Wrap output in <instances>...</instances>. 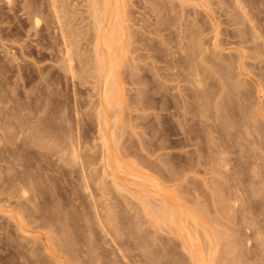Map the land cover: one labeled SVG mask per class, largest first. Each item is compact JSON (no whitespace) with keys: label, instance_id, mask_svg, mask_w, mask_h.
Masks as SVG:
<instances>
[{"label":"rangeland","instance_id":"1","mask_svg":"<svg viewBox=\"0 0 264 264\" xmlns=\"http://www.w3.org/2000/svg\"><path fill=\"white\" fill-rule=\"evenodd\" d=\"M50 1L0 0V117L5 120L0 118V133L7 122L3 107L19 109L10 119V130L18 133H4L5 140L0 139V146L5 145L0 147V179L8 182L0 180V189L5 188L0 190V264H73L71 253L77 252L99 264H112L115 258L122 264H264V0H197L198 7L196 0H119L113 7L120 15L126 12L119 19L128 29L117 43L123 49L117 53L115 48L114 59L121 63H115L112 80L114 92L119 90L107 111L101 107L103 79L95 69L98 26L92 0H59L63 24L52 17ZM238 3L253 21L243 19ZM32 5L43 13L29 14ZM32 17L39 18L38 27ZM251 22L261 39L254 38ZM66 45L75 73L65 66ZM196 71L198 79H206L203 85L197 83ZM202 89L208 93L201 105L207 115L198 119L188 111L202 108L191 97ZM99 110L107 112L104 131L114 152H109V165L102 157L107 154L101 145ZM21 121L25 127L20 129ZM3 156L9 161H1ZM13 174L31 181L24 185L28 195L20 192L24 183L16 180V187L12 185ZM1 183L11 184L10 192ZM170 215L185 222L179 223L185 231L172 224L178 221ZM179 232L193 234L190 238L199 242L191 243ZM68 242L75 246L68 247Z\"/></svg>","mask_w":264,"mask_h":264},{"label":"bare ground","instance_id":"2","mask_svg":"<svg viewBox=\"0 0 264 264\" xmlns=\"http://www.w3.org/2000/svg\"><path fill=\"white\" fill-rule=\"evenodd\" d=\"M17 1V0H16ZM34 1V0H33ZM47 1V0H46ZM86 1V0H85ZM100 1H102L101 3H100ZM119 0H92V3H93V5H92V7L91 8H93V10H94V12L96 13V23L97 24H95V25H97L98 26V30H96V31H98V38H96V46H95V48H96V56L98 57L97 58V60H96V62H98L97 64H96V66L98 65V67H96L95 69L97 70V73H98V75L103 79V81H102V87H101V107H103V110H105L106 108L108 109V107L109 106H111V104H113V101L115 100V97H116V95H115V92H117L118 90H115V92H114V87H113V83H114V81L112 80V78H113V75H114V72L115 71H117V70H115V67H117L116 66V64L115 63H117L118 62V60L120 61V59H118L117 58V56H118V50H119V48H121L120 46L122 45L121 44V42H120V45H119V48H118V45H117V43H119V41H121L124 37L123 36H125L126 37V33L124 32V31H126L127 29H128V26L126 27V25L123 23V24H121L120 23V16H121V20H122V16H123V14L125 13L126 14V12L124 11L123 12V14L122 15H120V13H121V11H120V13H119V10L117 9V6L115 5V7H113V5L115 4V3H117ZM121 1V0H120ZM120 1H119V3H120ZM221 1V0H220ZM235 1V0H234ZM7 2L8 3H12V0H7ZM48 2H49V0H48ZM60 1L59 0H51L50 1V3H47V5L49 6H51V8H52V11L51 12H53V14H52V17L54 16L55 17V19L54 20H57V23H61V24H63V22H65V20H64V16H62V14H65L64 13V11H63V8H64V6L62 7V5L59 3ZM122 3H124L125 1L123 0V1H121ZM190 2V1H189ZM188 2V3H189ZM195 2L197 3L198 1L196 0V1H193V3H194V5H195ZM237 2H239V1H237ZM249 2V1H248ZM42 3V2H41ZM90 3V2H89ZM119 3H117V4H119ZM185 3H187V2H185ZM193 3H189V4H193ZM44 4H46V3H44ZM188 4V5H189ZM199 4H200V2H199ZM201 4H202V2H201ZM28 5V4H27ZM34 5V4H33ZM33 5L30 7V9L33 7ZM47 5H45L44 7H46ZM203 5V4H202ZM208 5V4H207ZM212 5V4H211ZM232 5V4H231ZM62 8H61V7ZM120 6H121V8L123 7L121 4H120ZM119 6V7H120ZM195 6H197L198 7V5H195ZM204 6V5H203ZM238 9H239V11L241 10V12H242V16H244L245 18H243V19H246V20H249V21H253V19L251 20V15L246 11V8H243L242 6H241V4H239L238 3ZM40 7H42V6H40ZM43 7V8H44ZM118 7V8H119ZM205 7V6H204ZM210 7V6H209ZM234 7V6H233ZM28 8V7H27ZM51 8H48L47 7V11H49V13H51L50 12V9ZM235 8V7H234ZM49 9V10H48ZM125 9V8H124ZM196 9V8H195ZM256 9V8H255ZM29 10V9H28ZM41 8H36V7H33V9L32 10H30L29 11V14H33L34 16L37 14V13H40L41 12ZM65 10V9H64ZM44 11V10H43ZM43 11L41 12V14L43 13ZM68 11V10H67ZM66 11V12H67ZM212 12V11H211ZM184 13V12H183ZM239 13V12H238ZM10 14V13H9ZM27 15H28V12L26 13ZM37 15H39V14H37ZM50 16V18H51V15H49ZM190 16V15H189ZM240 16V15H239ZM241 16V17H242ZM53 17V18H54ZM67 17V16H66ZM65 17V18H66ZM94 17V18H95ZM123 17H125V15L123 16ZM167 17V16H166ZM261 17V16H260ZM32 18H34V17H32ZM52 18V19H53ZM203 18V17H202ZM239 18V17H238ZM253 18V17H252ZM10 19V18H9ZM29 19H30V17H29ZM35 19V22H34V24H35V27H38L39 25H40V20H39V18H34ZM41 19V18H40ZM43 19V18H42ZM52 19H50V20H52ZM54 20H52V22L54 21ZM64 20V21H63ZM171 20V19H170ZM169 20V21H170ZM42 21V20H41ZM95 21V20H94ZM236 21V20H235ZM249 21H247V22H249ZM49 22V21H48ZM92 22V21H91ZM123 22V21H122ZM206 22V21H205ZM50 23H51V21H50ZM54 23H55V21H54ZM95 23V22H94ZM243 23V22H242ZM250 23V22H249ZM253 22H251V30H252V32H254V33H256V34H254L253 33V36H254V38L257 40V39H261L262 37H260L259 35L260 34H257V29H256V27L257 26H255L254 24H252ZM22 24V23H21ZM66 24V23H65ZM238 24H239V22H238ZM53 25V23H51V26ZM54 25H56V24H54ZM124 25H125V27H126V29L124 28ZM172 25V24H171ZM210 25V24H209ZM197 27V26H196ZM200 27V26H199ZM49 28H50V26H49ZM124 28V29H123ZM258 28V27H257ZM30 29V28H29ZM72 29V28H71ZM93 29V28H92ZM130 29V28H129ZM165 29H166V27H165ZM28 30V29H27ZM51 30V29H50ZM59 30V29H58ZM124 30V31H123ZM38 31V30H37ZM65 31V30H64ZM64 31L62 32L63 33V36L65 37L66 35V33H64ZM92 31V30H91ZM221 31V30H220ZM128 33V32H127ZM221 33V32H220ZM44 34V33H43ZM41 35V34H40ZM95 35V34H94ZM128 35V34H127ZM216 35H217V33H216ZM48 37V36H47ZM74 37V36H73ZM95 37V36H94ZM222 37V36H221ZM63 38V37H62ZM131 38H132V36H131ZM217 39V41L219 40L218 39V37H216ZM53 39V38H52ZM65 38H63V40H64ZM134 39V38H133ZM171 39V38H170ZM62 40V39H61ZM95 40V39H94ZM126 40V39H125ZM262 40H264L263 38H262ZM65 41H66V43H67V40L65 39ZM176 41V40H175ZM198 42H199V40H197ZM43 42V41H42ZM51 42V41H50ZM124 42V41H123ZM219 42V41H218ZM223 42V41H222ZM264 42V41H263ZM262 41H261V43H263ZM65 43V44H66ZM126 43V42H125ZM125 43H124V46H125ZM220 44H221V42H220ZM223 44V43H222ZM116 45H117V48H116ZM154 45V44H153ZM186 45V44H185ZM225 45V44H224ZM51 46V45H50ZM123 46V47H124ZM216 46V45H215ZM222 46V45H221ZM258 46V45H257ZM262 46V45H261ZM43 47V46H42ZM41 47V48H42ZM131 47V46H130ZM165 47V46H164ZM187 47V46H186ZM217 47H220V45L219 46H217ZM217 47H216V49H217ZM66 52L64 53L66 56H67V65H65V66H67L68 68L67 69H69L68 71L69 72H74V70H75V68H74V64H73V57H72V52H71V48L69 47V45H66ZM115 48H116V54L115 55H117V56H115L116 58H117V61L114 59V53H115ZM151 48V47H150ZM121 49H123V48H121ZM131 49V48H130ZM169 49H171V48H169ZM173 49V48H172ZM188 49H190V48H188ZM261 49H262V47H261ZM132 50V49H131ZM233 50V49H232ZM120 51V50H119ZM126 51V50H125ZM219 51V50H218ZM222 51V50H221ZM44 52V51H43ZM123 52V50L121 51V53ZM167 52V51H166ZM196 52V51H195ZM194 52V53H195ZM223 52V51H222ZM39 53V52H38ZM63 53V52H62ZM124 53V52H123ZM190 53V52H189ZM198 53V52H197ZM217 53V52H216ZM219 53V52H218ZM53 54V53H52ZM168 54V53H167ZM231 54V53H230ZM155 55V54H154ZM170 55V54H169ZM188 55V54H187ZM197 55H199V54H197ZM196 55V56H197ZM210 55V54H209ZM212 55V54H211ZM229 55V54H228ZM231 55H233V54H231ZM120 56V55H119ZM127 56H128V54H127ZM149 56H151V55H149ZM192 56V55H191ZM238 56V55H237ZM174 57V56H173ZM221 57V56H220ZM223 57V56H222ZM232 57V56H231ZM119 58H121V56L119 57ZM195 58V57H194ZM237 58V57H236ZM124 59V58H123ZM215 59V58H214ZM129 60H131V59H129ZM172 60V59H171ZM187 60V59H186ZM220 60V59H219ZM245 60V59H244ZM170 61V60H169ZM180 61H181V59H180ZM183 61V60H182ZM199 61V60H198ZM212 61V60H211ZM126 62V61H125ZM128 62V61H127ZM184 62V61H183ZM76 63V62H75ZM120 63L121 62H118L117 63V65L119 64L120 65ZM130 63V62H129ZM188 64H189V62H187ZM213 63V62H212ZM186 64V63H185ZM201 64V63H200ZM233 64V63H232ZM181 65V64H180ZM179 65V66H180ZM35 66V65H34ZM140 66V65H139ZM189 66V65H188ZM53 67V66H52ZM93 67V66H92ZM120 67V66H119ZM191 67V66H190ZM26 68V67H25ZM220 68V67H219ZM222 68V67H221ZM242 68V67H241ZM66 69V68H65ZM133 69V68H132ZM172 69V68H171ZM190 69V68H189ZM223 69V68H222ZM9 70V69H8ZM96 70H94V71H96ZM134 70V69H133ZM230 70V69H229ZM59 71H60V69H59ZM93 71V72H94ZM180 71V70H179ZM183 71V70H182ZM193 71V70H192ZM224 71V70H223ZM235 71V70H234ZM78 72V71H77ZM122 72H123V70H122ZM131 72V71H130ZM33 73V72H32ZM75 73V72H74ZM96 73V72H95ZM189 73V72H188ZM192 74V73H191ZM194 74V73H193ZM13 75V74H12ZM93 75H95V74H93ZM97 75V74H96ZM95 75V76H96ZM118 75V74H117ZM116 74H115V76H117ZM123 75H124V73H123ZM134 75V74H133ZM196 77L195 78H197L198 76H199V72L198 71H196V73L194 74ZM206 75V74H205ZM223 75V74H222ZM59 76V75H58ZM99 76H97V77H99ZM137 76V75H136ZM171 76V75H170ZM178 76V75H177ZM193 76V75H192ZM203 76V75H202ZM1 77V76H0ZM133 77H135V76H133ZM145 77V76H144ZM172 77V76H171ZM203 78V77H202ZM205 78V77H204ZM97 79V78H96ZM100 79V78H99ZM135 79V78H134ZM186 79V78H185ZM191 79V78H190ZM44 80V79H43ZM125 80V79H124ZM129 80V79H128ZM137 80V79H136ZM156 80V79H155ZM159 80V79H158ZM196 79H194L193 80V82L195 81ZM206 80V79H205ZM205 80H202V79H198L197 78V83H199V85H203V82L205 81ZM113 81V82H112ZM133 81V80H132ZM138 81V80H137ZM160 81V80H159ZM203 81V82H202ZM47 82V81H46ZM116 82V81H115ZM98 83V82H97ZM117 83H119V82H117ZM117 83H116V88H117ZM210 83V82H209ZM121 84V83H120ZM119 84V85H120ZM118 85V86H119ZM195 85H196V82H195ZM230 85V84H229ZM40 86V85H39ZM96 86H98V85H96ZM122 86H124V85H122ZM121 85L119 86V88L120 87H122ZM165 86V85H164ZM235 86V87H234ZM233 87H234V89L236 88V87H238V86H236V85H234ZM43 87V86H42ZM169 87V86H168ZM188 87H189V85H188ZM187 87V88H188ZM191 87V86H190ZM204 87V86H203ZM219 87H220V85H219ZM228 87H231V86H228ZM245 87V86H244ZM137 88V87H136ZM164 88V87H163ZM185 88V87H184ZM239 88V87H238ZM238 88H236V90L238 89ZM24 89V88H23ZM198 89V88H197ZM230 89V88H229ZM228 89V90H229ZM243 89V88H242ZM42 90V89H41ZM161 90V89H160ZM191 90H192V88H191ZM204 89H202V91H200V92H197V94L195 95V96H191L190 94V96L192 97V98H194V99H196L197 100V102H199L200 104V106L201 105H204L205 103H204V101L206 102V100H207V96H205V94H208V93H204L205 92V90L203 91ZM29 91V90H28ZM43 91V90H42ZM120 91H121V89H120ZM143 91V90H142ZM149 91V90H148ZM165 91V90H164ZM188 91V90H187ZM197 91V90H196ZM38 92V91H37ZM45 92V91H44ZM159 92V91H158ZM165 92H167V91H165ZM224 92V91H223ZM173 93V92H172ZM218 93V92H217ZM232 93V92H231ZM0 94H2V93H0ZM38 94V93H37ZM171 94V93H170ZM186 94V93H185ZM193 94H194V92H193ZM235 94V93H234ZM6 95V94H5ZM40 95V94H39ZM169 95V94H168ZM188 95V98H191L190 96ZM210 95V94H209ZM208 95V96H209ZM12 96V95H11ZM122 96V95H121ZM222 96V95H221ZM228 96V95H227ZM233 96V95H232ZM29 97V96H28ZM187 97V96H186ZM224 97V96H223ZM7 98V97H6ZM18 98H20V97H18ZM37 98V97H36ZM167 98V97H166ZM222 98V97H221ZM2 99V98H1ZM62 99V98H61ZM186 99V98H185ZM4 99H2V101H3ZM21 100H22V98H21ZM36 100V99H35ZM39 100V99H38ZM44 100V99H43ZM169 100V99H168ZM178 100V99H177ZM196 100H195V102H196ZM42 101V100H41ZM99 101V100H98ZM165 101V100H164ZM194 101V100H193ZM4 102V101H3ZM134 102V101H133ZM151 102V101H150ZM181 102V101H180ZM210 102V101H209ZM212 102H214V101H212ZM235 102V101H234ZM17 103H19V102H17ZM41 103V102H40ZM45 103V102H44ZM141 103V102H140ZM155 103V102H154ZM39 104V103H38ZM117 104V103H116ZM207 104H208V102H207ZM213 104V103H212ZM35 105V104H34ZM198 105V107H200ZM209 105V104H208ZM223 105V104H222ZM7 106V105H6ZM16 105H12V106H7V108H4L3 107V110H4V118H6V121L7 122H5L4 124H9L8 126H6V125H4V126H2L5 130H3V131H5L4 133H7V134H11L12 132L13 133H15V135H16V133H18V132H15V131H12V130H10V129H12V124H13V122H11V120L10 119H12L13 117H15V116H18L17 114H19L17 111L19 110H17V106L15 107ZM45 106V105H44ZM64 106H65V104H64ZM114 106V105H113ZM123 106H125V105H123ZM177 106V105H176ZM46 107V106H45ZM101 107H100V109H101ZM119 107V106H118ZM143 107V106H142ZM166 107V106H165ZM202 107V106H201ZM205 107V106H204ZM225 107V106H224ZM2 108V107H1ZM20 108V107H19ZM23 108V107H22ZM125 108V107H124ZM193 108V107H192ZM194 108H196V107H194ZM30 109V108H29ZM113 109V108H112ZM112 109H111V111H112ZM212 109V108H211ZM216 109H217V106H216ZM17 110V111H16ZM42 110V109H41ZM44 110V109H43ZM189 110V109H188ZM193 110V111H192ZM192 110H190V111H188L189 113H192L193 114V117L195 116H198V119L201 117H203L204 115L203 114H206V112H205V108L203 109V107L200 109V108H198V109H195V110H197V111H195L194 109H192ZM213 110V109H212ZM262 110V109H261ZM100 111V110H99ZM105 111H107V110H105ZM186 112L184 113V117L186 116L187 117V115L186 114H188L187 113V110H185ZM206 111H208V110H206ZM218 111V110H217ZM226 111V110H225ZM43 112V111H42ZM177 112V111H176ZM196 112V113H195ZM2 113V112H1ZM219 113V112H218ZM104 114L105 115H107V112L106 113H103V111H100L99 113H98V119H99V122H100V131H101V136H100V138H101V140H102V144L101 145H103V147H101V148H103V150L105 149V151H106V154L107 155H105L104 154V156H102V157H104L103 158V161H107V164L109 165L110 164V154L112 153H114V152H112L113 150H111V148H110V141H109V137L106 135V133H105V131H104V125H105V123L108 121H105L106 119H104ZM191 114V115H192ZM198 114V115H197ZM78 115V114H77ZM115 115V114H114ZM173 115V114H172ZM203 115V116H202ZM207 115V114H206ZM209 115V114H208ZM44 116V115H43ZM231 116V115H230ZM1 117H3V116H1ZM0 117V118H1ZM22 117V116H21ZM20 117V118H21ZM41 117V116H40ZM39 117V119L41 120L40 122H42V118H40ZM107 117V116H106ZM173 117V116H172ZM185 117V119L186 120H188V118H186ZM193 117H191L190 116V118L192 119ZM19 118V119H20ZM25 118V117H24ZM36 118V117H35ZM205 118V117H204ZM209 118V117H208ZM1 119H3V118H1ZM0 119V120H1ZM13 119H15V118H13ZM12 119V120H13ZM18 119V118H17ZM16 119V120H17ZM203 119V118H202ZM22 120V119H21ZM32 120V119H31ZM114 120V119H113ZM194 120V119H193ZM197 120V119H196ZM208 120V119H207ZM226 120V119H225ZM5 120L3 119V122H4ZM44 121V120H43ZM201 121V120H200ZM234 121V120H233ZM22 122V123H21ZM21 122H18V124H19V126H21V127H19L20 129L22 128V127H25V125L24 126H22L23 125V123H24V121H21ZM29 122H30V120H29ZM32 122V121H31ZM196 122V121H195ZM17 123V122H16ZM197 123H198V121H197ZM205 123V122H204ZM227 123V122H226ZM1 124V123H0ZM3 124V123H2ZM15 124V123H14ZM29 124V123H28ZM39 124V123H38ZM186 124V123H185ZM220 124V123H219ZM230 124H232V123H230ZM6 126V127H5ZM31 126H33V125H31ZM231 126V125H230ZM26 127H27V125H26ZM188 127V126H187ZM204 127H205V125H204ZM219 127V126H218ZM217 127V128H218ZM224 127H226V126H224ZM259 127V126H258ZM257 127V128H258ZM16 128V127H15ZM14 128V129H15ZM18 128V127H17ZM17 129V130H20V129ZM34 128H35V125H34ZM181 128H183V127H181ZM207 128H208V126H207ZM220 128H222V127H220ZM27 129V128H26ZM25 129V130H26ZM29 129H32V128H29ZM67 129H69V128H67ZM210 129V128H209ZM233 129V128H232ZM231 129V130H232ZM28 130V129H27ZM38 130V129H37ZM108 130V129H107ZM111 130V129H110ZM113 130V129H112ZM218 130V129H217ZM220 130V129H219ZM259 130V129H258ZM261 130V129H260ZM36 131V130H35ZM50 131V130H49ZM190 131V130H189ZM203 131V130H202ZM207 131H209V130H207ZM233 131V130H232ZM25 132V131H24ZM40 132H41V129H40ZM46 132V131H45ZM52 132V131H51ZM107 132V131H106ZM110 132V131H109ZM187 132V131H186ZM212 132H213V130H212ZM222 132V131H221ZM3 132L1 131V133L0 134H2ZM4 133H3V137H0V139L2 138H4L3 140H5V136H4ZM38 133H39V131H38ZM37 133V134H38ZM113 133V132H112ZM180 133V132H179ZM190 133V135H191V132H188V134ZM193 133V132H192ZM226 133V132H225ZM259 133V132H258ZM20 135H21V133H19ZM24 134V133H23ZM22 134V135H23ZM41 134V133H40ZM46 134V133H45ZM44 134V135H45ZM49 134H51V133H49ZM109 134V133H108ZM114 134V133H113ZM117 134H119V133H117ZM211 134H213V133H211ZM210 134V135H211ZM217 134V133H216ZM216 134H214V135H216ZM14 135V134H13ZM19 135V136H20ZM42 135V134H41ZM41 135L39 136V137H41ZM208 135V134H207ZM210 135H209V137H210ZM7 136V135H6ZM38 136V135H37ZM56 136V135H55ZM60 136V135H59ZM189 136V135H188ZM218 136V135H217ZM222 136V135H221ZM235 136V135H234ZM8 137H9V135H8ZM16 137H18V134H17V136ZM16 137H14V138H16ZM22 137V136H21ZM33 137V136H32ZM31 137V138H32ZM43 137V136H42ZM190 137H192V136H190ZM219 137V136H218ZM30 138V139H31ZM36 138V137H35ZM38 138V137H37ZM188 138V137H187ZM213 138V137H212ZM10 139V138H9ZM26 139V138H25ZM34 139V138H33ZM41 139V138H40ZM43 139V138H42ZM41 139V140H42ZM46 139V138H45ZM180 139V138H179ZM191 139V138H190ZM192 139H193V137H192ZM198 139H199V137H198ZM223 139V138H222ZM235 139V138H234ZM3 140H1V141H3ZM53 140V139H52ZM71 140V139H70ZM13 141V140H12ZM33 141V140H32ZM35 141V140H34ZM74 141H75V139H74ZM73 141V142H74ZM111 141H113V139L111 140ZM199 141V140H198ZM214 141V140H213ZM253 141V140H252ZM36 142V141H35ZM71 142V141H70ZM72 142V143H73ZM191 142V141H190ZM193 142V141H192ZM196 142H197V140H196ZM217 142V141H216ZM220 142V141H219ZM228 142V141H227ZM230 142V141H229ZM1 143V142H0ZM112 143V142H111ZM125 143V142H124ZM195 143V142H194ZM259 143H260V139H259ZM21 144V143H20ZM39 144V143H38ZM52 144V143H51ZM54 144H55V142H54ZM117 144V143H116ZM216 144V143H215ZM254 144V143H253ZM36 145V144H35ZM75 145V144H74ZM164 145V144H163ZM213 145V144H212ZM225 145V144H224ZM248 145V144H247ZM3 146V145H2ZM2 146H0V147H2ZM5 146V145H4ZM3 146V147H4ZM18 146V145H17ZM20 146V145H19ZM42 146V145H41ZM56 146V145H55ZM233 146V145H232ZM24 147V146H23ZM58 147V146H57ZM71 147V146H70ZM161 147V146H160ZM245 147V146H244ZM257 147V146H256ZM18 148H20V147H18ZM53 148V147H52ZM75 148V147H74ZM215 148H216V146H215ZM231 148V147H230ZM240 148V147H239ZM262 148V147H261ZM1 150V149H0ZM8 150H9V148H8ZM13 150H15V149H13ZM29 150H30V148H29ZM56 150H57V148H56ZM55 150V151H56ZM74 151L73 152H75L76 151V148L75 149H73ZM5 151H7V148H6V150ZM12 151V150H11ZM10 151V152H11ZM25 151V150H24ZM26 151H28L27 150V148H26ZM240 151V150H239ZM254 151V150H253ZM259 151V150H258ZM15 152H17V151H15ZM109 152H111L110 154H109ZM118 152H120V148H119V151ZM226 152V151H225ZM238 152V151H237ZM13 153H14V151H13ZM19 153V152H18ZM24 153H27V152H24ZM32 153V152H31ZM38 153V152H37ZM105 153V152H104ZM121 153V152H120ZM134 153V152H133ZM236 153V152H235ZM243 153V152H242ZM246 153V152H245ZM244 153V154H245ZM261 153V152H260ZM12 154V153H11ZM28 154V153H27ZM39 154V153H38ZM75 154H77L76 152H75ZM111 154V155H112ZM116 154V153H115ZM118 154V153H117ZM126 154V153H125ZM234 154V153H233ZM26 155V154H25ZM54 155V154H53ZM60 155H61V153H60ZM130 155V154H129ZM255 155V154H254ZM5 156V155H4ZM4 156L2 157V159H1V161L3 160V162L7 159H3L4 158ZM27 156V155H26ZM119 156V155H118ZM136 156V155H135ZM201 156V155H200ZM253 156V155H252ZM6 157V156H5ZM7 157H9V156H7ZM16 157V156H15ZM19 157V156H18ZM112 157H114V155L112 156ZM122 157H123V155H122ZM228 157V156H227ZM239 157V156H238ZM244 157V156H243ZM245 157H246V155H245ZM257 157V156H256ZM1 158V157H0ZM30 158H31V156H30ZM41 158V157H40ZM49 158V157H48ZM80 158V157H79ZM93 158V157H92ZM114 159V158H113ZM119 159H120V157H119ZM214 159V158H213ZM8 160V159H7ZM26 160V159H25ZM35 160V159H34ZM111 160H112V158H111ZM118 160V159H117ZM136 160V159H135ZM216 160V159H215ZM234 160H235V158H234ZM9 161V160H8ZM10 161H12V160H10ZM80 161V160H79ZM249 161V160H248ZM115 162V161H114ZM113 161H112V163H114ZM137 162H138V160H137ZM143 162V161H142ZM148 162V161H147ZM258 162V161H257ZM10 163V162H9ZM11 163H13V162H11ZM15 163V162H14ZM13 163V164H14ZM37 163V162H36ZM81 163V162H80ZM111 163V165L113 166V164ZM115 163H117V162H115ZM120 163V162H119ZM22 164V163H21ZM50 164V163H49ZM254 164V163H253ZM81 165V164H80ZM122 165V164H121ZM132 165V164H131ZM142 165V164H141ZM257 165V164H256ZM263 165V164H262ZM46 166V165H45ZM50 166V165H49ZM248 166V165H247ZM7 167H9V166H7ZM13 167V166H12ZM20 167V166H19ZM123 167H125V166H123ZM258 168H259V166H257ZM22 168V166L20 167V169ZM42 168H44V167H42ZM84 168V167H83ZM109 168L111 169V167L109 166ZM156 168V167H155ZM257 168V170H259ZM2 169V168H1ZM25 169H26V167H25ZM35 169V168H34ZM140 169V168H139ZM152 169V168H151ZM157 169V168H156ZM248 169V168H247ZM15 170V169H14ZM13 170V171H14ZM124 170V169H123ZM137 170V169H136ZM238 170V169H237ZM249 170V169H248ZM253 170H254V168H253ZM9 171H10V169H9ZM8 171V172H9ZM20 171V170H19ZM24 171V170H23ZM126 171V170H125ZM149 171V170H148ZM246 171V170H245ZM17 171H15V173H16ZM112 172V171H111ZM142 172V171H141ZM140 172V173H141ZM10 173V172H9ZM12 173V172H11ZM18 173H21V172H18ZM23 173H25L26 174V171L25 172H23ZM104 173V172H103ZM131 173L132 172H130V175H131ZM139 173V174H140ZM144 173H146L145 171H144ZM237 173V172H236ZM252 173V172H251ZM22 174V173H21ZM24 174V175H25ZM29 174V173H28ZM114 174V173H113ZM122 174V173H121ZM135 174V173H134ZM159 174V173H158ZM157 174V175H158ZM246 174V173H245ZM254 174V173H253ZM4 175V174H3ZM15 174H13L12 175V177H14V178H12L13 180H14V184H12L13 182V180L12 181H10V176L8 175V179H9V181L11 182V184L12 185H14V187H16L15 185H16V182L18 181V182H20L21 184H23V188L21 187V189H22V191H20V192H22V194H26V191H27V188L25 187L26 185V183H28V181H30L29 179H27L28 177V175L26 174L25 176L27 177L26 179L27 180H25L24 178H25V176L22 178V176H20V174H17V178L14 176ZM125 175V174H124ZM133 175V174H132ZM131 175V176H132ZM148 175V174H147ZM160 175V174H159ZM233 175V174H232ZM248 175V174H247ZM18 176H20V177H18ZM47 176V175H46ZM133 176H135V175H133ZM137 176V175H136ZM152 176H154V175H152ZM250 176V175H249ZM256 176V175H255ZM5 177V176H4ZM148 177H150V176H148ZM155 177V176H154ZM171 177V176H170ZM254 177V176H253ZM0 178H1V176H0ZM6 178H7V176H6ZM29 178H30V176H29ZM53 178V177H52ZM138 178V176L136 177V179ZM256 178V177H255ZM138 179H140V178H138ZM0 180H3V179H0ZM17 180V181H16ZM86 180V179H85ZM130 180V179H129ZM233 180V179H232ZM16 181V182H15ZM43 181V180H42ZM82 181V180H81ZM157 181V180H156ZM167 181V180H166ZM236 181V180H235ZM2 182V181H1ZM3 182L4 183H6L7 182V180H6V182L3 180ZM17 182V183H18ZM31 182V181H30ZM172 182V181H171ZM8 183V182H7ZM19 183V184H20ZM48 183V182H47ZM128 183V182H127ZM149 183V182H148ZM252 183V182H251ZM2 185H3V183H1ZM10 184V186L9 187H11L12 185ZM29 184V183H28ZM27 184V185H28ZM87 184V183H86ZM130 184V183H129ZM133 184V183H132ZM151 185H152V183H150ZM238 184V183H237ZM7 185V184H6ZM25 185V186H24ZM32 185H33V182H32ZM35 185V184H34ZM228 185V184H227ZM230 185V184H229ZM4 186V185H3ZM2 186V187H3ZM44 186V185H43ZM135 186H139V184L137 185V184H135ZM142 186V185H141ZM4 187H6V186H4ZM3 187V188H4ZM9 187H6L7 189H8V191L10 192V190L12 189V188H9ZM17 187H18V185H17ZM25 187V188H24ZM40 187V186H39ZM140 187V186H139ZM162 187H163V185H162ZM229 187V186H228ZM20 188V187H19ZM19 188H17V189H19ZM37 188V187H36ZM88 188V187H87ZM142 188V187H141ZM147 188V187H146ZM156 188V187H155ZM168 188V187H167ZM231 188V187H230ZM5 189V188H4ZM4 189H0V190H3L4 191ZM10 189V190H9ZM15 189V188H14ZM41 189V188H40ZM89 189V188H88ZM133 189V188H132ZM171 189V188H170ZM236 189H237V187H236ZM229 190V189H228ZM231 190H232V188H231ZM6 191V190H5ZM18 191V192H19ZM140 191V190H139ZM162 191V190H161ZM247 191V190H246ZM2 192V191H1ZM9 192H8V194H9ZM17 192V191H16ZM31 192V191H30ZM138 192V191H137ZM232 192V191H231ZM3 193V192H2ZM13 193H14V190H13ZM31 193H33V192H31ZM37 193V192H36ZM132 193H135V192H132ZM233 193V192H232ZM259 193V192H258ZM5 194H7V193H5ZM10 194H12V193H10ZM10 194H9V196H10ZM160 194H161V192H160ZM168 194V193H167ZM234 194H235V192H234ZM254 194V193H253ZM14 195H16V193L15 194H13V196ZM26 195H28V194H26ZM134 195H136V194H134ZM143 195V194H142ZM224 195V194H223ZM228 195H230V194H228ZM258 195H260V194H258ZM3 196V195H2ZM18 196V195H17ZM234 196V195H233ZM255 196V195H254ZM172 197V196H171ZM149 198H151L150 196H148V199ZM169 198V197H168ZM229 198V197H228ZM25 199V198H24ZM42 199V198H41ZM94 199V198H93ZM163 199H164V196H163ZM167 199V198H166ZM165 199V200H166ZM257 199V198H256ZM6 200V199H5ZM38 200V199H37ZM46 200V199H45ZM152 200H153V198H152ZM155 200V199H154ZM232 200V199H231ZM7 201V200H6ZM92 201V200H91ZM147 201V200H146ZM145 200L143 201V202H146ZM159 201V200H158ZM234 201V200H233ZM257 201V200H256ZM264 201V200H263ZM20 201L18 200V203H19ZM32 202V201H31ZM30 202V203H31ZM156 202V201H155ZM223 202V201H222ZM231 202V201H230ZM253 202V201H252ZM12 204V202H10V205ZM46 204V203H45ZM154 204V203H153ZM157 204V203H156ZM225 204V203H224ZM29 205V204H28ZM92 205V204H91ZM168 205V204H167ZM226 205H227V203H226ZM24 206V205H23ZM33 206H34V204H33ZM60 206V205H59ZM155 206V205H154ZM189 206V205H188ZM5 207V206H4ZM25 207V206H24ZM31 207V206H30ZM94 207V206H93ZM149 207H151L150 205H149ZM156 207V206H155ZM164 207H165V205H164ZM227 207H229L228 205H227ZM230 207H231V205H230ZM95 208V207H94ZM147 208V207H146ZM152 208V207H151ZM150 208V209H151ZM157 208V207H156ZM97 209V208H96ZM159 209H160V207H159ZM244 209V208H243ZM257 209V208H256ZM29 210V209H28ZM98 210V209H97ZM147 210H149V209H147ZM154 210V209H153ZM171 210V209H170ZM231 210V209H230ZM233 210V209H232ZM234 210H235V208H234ZM17 211V210H16ZM61 211V210H60ZM157 211H159L158 209H157ZM172 211V213H174L173 212V210H171ZM247 211V210H246ZM38 212V211H37ZM70 212V211H69ZM96 212V211H95ZM94 212V213H95ZM99 212V211H98ZM166 213H167V211H165ZM164 212V213H165ZM30 213V212H29ZM59 213V212H58ZM97 213V212H96ZM150 213V212H149ZM168 213H170V212H168ZM167 213V214H168ZM171 213V214H172ZM176 213V212H175ZM174 213V215H176ZM68 214V213H67ZM8 215V214H7ZM13 215V214H12ZM29 215V214H28ZM31 215V214H30ZM37 215V214H36ZM42 215V214H41ZM52 215V214H51ZM71 215V214H70ZM174 215H170L171 216V218L172 217H176L177 215H179V214H177L176 216H174ZM8 216H10V215H8ZM59 216V215H58ZM165 216V215H164ZM168 216V215H167ZM39 217V216H38ZM54 217H56V216H54ZM66 217H67V215H66ZM161 217V216H160ZM159 217V218H160ZM181 218H183L182 216H180ZM10 218H11V216H10ZM20 218V217H19ZM65 218V217H64ZM166 218H168V217H166ZM166 218L164 217V219L166 220ZM254 218V217H253ZM5 219V218H4ZM12 219H13V217H12ZM38 219V218H37ZM37 219H35V221L37 220ZM97 219H98V217H97ZM169 219V218H168ZM173 219V218H172ZM177 219H179V217H176L175 218V220L176 221H178ZM18 220H21V218L20 219H18ZM28 220V219H27ZM162 220H163V218H162ZM179 220H181L182 221V219H179ZM253 220V219H252ZM251 220V221H252ZM64 221H66V219H64ZM71 221V220H70ZM159 221H160V219H159ZM168 221V220H167ZM173 221V220H172ZM191 221V220H190ZM190 221H186V222H190ZM62 222V221H61ZM170 222V221H169ZM57 223V222H56ZM63 223V222H62ZM102 223V222H101ZM153 223V222H152ZM177 223H178V225H179V223H184L185 224V222H176V224L175 223H172L175 227H177L178 225H177ZM200 223V222H199ZM18 224H21V223H19L18 222ZM17 224V225H18ZM64 224V223H63ZM67 224V223H66ZM167 224V223H166ZM184 224H182V226L184 225ZM16 225V226H17ZM187 225V224H186ZM191 225V224H190ZM201 225V224H200ZM253 225V224H252ZM15 226V225H14ZM61 226V225H60ZM181 228H182V226H181V224L179 225ZM185 226V225H184ZM192 226H193V224H192ZM191 226V227H192ZM256 226V225H255ZM180 227H177V228H179L180 229ZM190 227V228H191ZM211 227V226H210ZM3 228V227H2ZM18 228H21V226L20 227H18ZM31 228V227H30ZM102 228V227H101ZM199 228V227H198ZM15 229V228H14ZM184 229V231H185V228L183 227L182 228V230ZM212 229V228H211ZM215 229V228H214ZM213 229V230H214ZM7 230V229H6ZM21 230L23 231V229L21 228ZM181 230V229H180ZM179 230V231H180ZM208 230V229H207ZM254 230V229H253ZM20 231V230H19ZM21 231V232H22ZM60 231V230H59ZM118 231V230H117ZM7 232V231H6ZM6 232H4V233H6ZM24 232V231H23ZM61 232V231H60ZM73 232V231H72ZM260 232V231H259ZM113 233V232H112ZM179 233H181V232H179ZM183 233V236L184 237H187L188 239H191V243L193 242L192 241V239L193 238H190L191 237V235L193 236V234H191V235H189L190 237H188V234H187V236H185L184 235V232H182ZM181 233V234H182ZM203 233V232H202ZM217 233V232H216ZM256 233V232H255ZM263 233V232H262ZM186 234V233H185ZM198 234V233H197ZM21 235V234H20ZM30 235V234H29ZM201 235V234H200ZM67 236V235H66ZM68 236H69V234H68ZM109 236V235H108ZM124 236V235H123ZM260 236V235H259ZM70 237V236H69ZM195 237V236H194ZM213 237V236H212ZM263 237V236H262ZM77 238V237H76ZM85 238V237H84ZM197 238V237H196ZM195 238V239H196ZM200 238V237H199ZM199 238H198V240H199ZM259 238V237H258ZM12 239H14V238H12ZM21 239V238H20ZM25 239H27V238H25ZM75 239V238H74ZM109 239V238H108ZM119 239V238H118ZM188 239H185L186 241H188ZM195 239H193V240H195ZM207 239H208V237H207ZM8 240V239H7ZM23 240V239H22ZM64 240V239H63ZM106 240V239H105ZM122 240V239H121ZM216 240V239H215ZM66 241V240H65ZM88 241V240H87ZM185 241V242H186ZM195 241H197V239L195 240ZM209 241V240H208ZM4 242V241H3ZM16 242V241H15ZM60 242H61V240H60ZM71 242V241H70ZM70 242H68V244H70V246L68 245V247H70V248H73V246H75V244L74 243H72V244H74L73 246H72V244L70 243ZM199 241H197V243H198ZM204 242V241H203ZM206 242V241H205ZM204 242V244L206 245V243ZM7 243V242H6ZM119 243V242H118ZM128 243V242H127ZM184 243V242H183ZM189 243H190V241H189ZM196 243V244H197ZM216 243H217V241H216ZM43 244V243H42ZM108 244V243H107ZM201 244V243H200ZM200 244H197V245H200ZM208 244H209V242H208ZM218 244V243H217ZM258 244V243H257ZM2 245V244H1ZM16 245V244H15ZM23 245V244H22ZM25 245H26V243H25ZM28 245V244H27ZM60 245V244H59ZM128 245V244H127ZM193 244H191L190 246H192ZM211 245V244H210ZM24 246V245H23ZM40 246V245H39ZM64 246V245H63ZM117 246V245H116ZM181 246V245H180ZM194 246V245H193ZM202 246V245H201ZM207 246V245H206ZM206 246H205V249H207L206 248ZM18 247V246H17ZM28 247V246H27ZM26 247V248H27ZM122 247V246H121ZM187 247V246H186ZM204 247V246H203ZM207 247H209V245L207 246ZM263 247V246H262ZM66 248V247H65ZM105 248V247H104ZM190 249H191V247H189ZM188 248V249H189ZM194 248V247H193ZM198 248H199V246H198ZM212 248V247H211ZM22 249V248H21ZM195 249V248H194ZM213 249V248H212ZM211 249V250H212ZM8 250V249H7ZM37 250V249H36ZM36 250H35V252H36ZM61 250V249H60ZM71 250V249H70ZM75 250V249H74ZM109 250V249H108ZM199 250H200V248H199ZM198 250V251H199ZM203 251H204V249H202ZM216 251H218L217 249H215ZM26 251V250H25ZM66 251V250H65ZM72 252H73V250H71ZM70 251V252H71ZM77 251V250H76ZM79 251V250H78ZM192 251H194V250H192ZM191 251V252H192ZM213 251V250H212ZM68 252H69V249H68ZM206 252V251H205ZM122 253V252H121ZM204 253V252H203ZM209 253H212V252H210L209 251ZM217 253V252H216ZM215 253V255H217ZM69 254V253H68ZM191 254V253H190ZM193 254V253H192ZM206 254V253H205ZM205 254H204V256H205ZM36 255V254H35ZM93 255V254H92ZM114 255V254H113ZM116 255V254H115ZM121 255H123V253L121 254ZM192 256H194L195 257V255H192ZM196 256L197 257H201V261L203 260V255H202V253H201V251L200 252H197V250H196ZM207 256V255H206ZM113 257V256H112ZM124 257H126V256H122V258L121 259H123ZM137 257V256H136ZM196 257V258H197ZM218 257V256H217ZM220 257V256H219ZM98 258V257H97ZM96 258V259H97ZM115 258V257H114ZM209 258V257H208ZM42 259H43V257H42ZM70 259L73 261H71L73 264H74V262H75V264H78L77 262H80V264H99L96 260H94V259H91L90 257L89 258H85V256L84 255H82L80 252H77L76 254L75 253H71V257H70ZM70 259H69V261H70ZM102 259V258H101ZM106 259V258H105ZM206 259H207V257H206ZM33 260V259H32ZM45 260V259H44ZM63 260V259H62ZM67 260V259H66ZM66 260H65V262H66ZM98 260V259H97ZM100 260V259H99ZM10 261H12V260H10ZM22 261V260H21ZM37 261V260H36ZM48 261V260H47ZM58 261V260H57ZM56 261V262H57ZM112 261V260H111ZM110 261V262H111ZM194 261H196L195 259L193 260V262ZM200 261V262H201ZM212 261V260H211ZM218 261V260H217ZM58 262H60V259H59V261ZM63 263H64V260L62 261ZM114 264H122L121 262H120V259L119 260H117V258H115L114 259V261H112ZM123 262V261H122ZM3 263V262H2ZM50 263V262H49ZM62 263V264H63ZM107 263V262H106ZM112 263V264H113ZM218 263V262H217ZM25 264V263H24ZM31 264V263H30ZM45 264V263H44ZM59 264V263H58ZM124 264V263H123Z\"/></svg>","mask_w":264,"mask_h":264}]
</instances>
